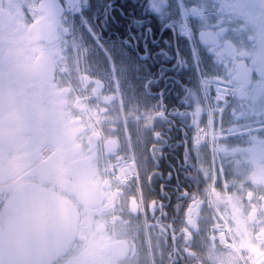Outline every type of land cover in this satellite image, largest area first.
Returning a JSON list of instances; mask_svg holds the SVG:
<instances>
[{
	"label": "flooded vegetation",
	"instance_id": "flooded-vegetation-1",
	"mask_svg": "<svg viewBox=\"0 0 264 264\" xmlns=\"http://www.w3.org/2000/svg\"><path fill=\"white\" fill-rule=\"evenodd\" d=\"M70 3L0 0V264H264V0Z\"/></svg>",
	"mask_w": 264,
	"mask_h": 264
},
{
	"label": "water",
	"instance_id": "water-1",
	"mask_svg": "<svg viewBox=\"0 0 264 264\" xmlns=\"http://www.w3.org/2000/svg\"><path fill=\"white\" fill-rule=\"evenodd\" d=\"M12 126V125H11ZM4 139V144H0L1 146H6V147H11L12 144L14 143V139L9 137V136H1ZM24 188V187H23ZM22 189V188H21ZM20 189V190H21ZM19 190V191H20ZM22 190H26V188L22 189ZM18 195L22 196L23 199L26 197V193L22 192H18ZM26 199L21 200L20 202H18V204L23 205L20 213H22V211L24 210V205L26 204ZM9 205H11V203H8ZM11 210V213H13L12 207H9ZM18 221L20 222H24V221H30V217L25 215V216H21ZM21 228H27V226H23L20 225ZM35 230H36V235L35 236H26V238H30L32 239L30 242H26L24 241L25 238L23 240H21L20 242V262L21 264H23L24 262H31L32 260H41L44 259L47 254H48V249H47V237L48 235L43 232L42 234L39 233L40 228L38 226H35ZM36 238V239H34Z\"/></svg>",
	"mask_w": 264,
	"mask_h": 264
},
{
	"label": "bare ground",
	"instance_id": "bare-ground-1",
	"mask_svg": "<svg viewBox=\"0 0 264 264\" xmlns=\"http://www.w3.org/2000/svg\"><path fill=\"white\" fill-rule=\"evenodd\" d=\"M71 2V0H69V3ZM71 4V3H70ZM75 8V7H74ZM79 10V9H78Z\"/></svg>",
	"mask_w": 264,
	"mask_h": 264
}]
</instances>
